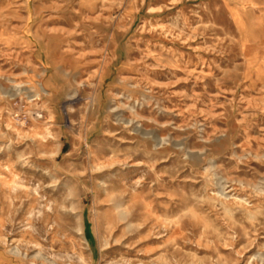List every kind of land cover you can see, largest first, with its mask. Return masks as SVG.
Listing matches in <instances>:
<instances>
[{"label": "rangeland", "instance_id": "1", "mask_svg": "<svg viewBox=\"0 0 264 264\" xmlns=\"http://www.w3.org/2000/svg\"><path fill=\"white\" fill-rule=\"evenodd\" d=\"M24 1L0 0V264H264V0Z\"/></svg>", "mask_w": 264, "mask_h": 264}, {"label": "crops", "instance_id": "2", "mask_svg": "<svg viewBox=\"0 0 264 264\" xmlns=\"http://www.w3.org/2000/svg\"><path fill=\"white\" fill-rule=\"evenodd\" d=\"M254 2H261V0H252ZM264 2V1H263ZM25 3V9H26V12L28 14L27 16V19L29 18V0H25L24 1ZM81 4L84 5L86 8L88 9H91V4H90V1L89 0H82L81 1ZM0 18H4L7 14H11V13H15L13 12L14 10L13 9H9V8H4V7H0ZM70 13V12H68ZM53 19L57 20L59 18H57V16H53ZM51 22L54 21V20H50ZM107 33V32H106ZM105 35V34H104ZM61 41V38L60 36H55V35H47V41L46 43L44 44V49H45V52H46V63H50V64H58V63H61L65 60V55L63 53H58L57 52V48L56 46L58 45V43H60ZM46 69V66L43 67L42 66V72L44 73ZM58 73H61V71L59 70L58 66H56L55 68V72H54V75H57ZM41 85V88H42V93L44 95H49V90L46 88V86Z\"/></svg>", "mask_w": 264, "mask_h": 264}, {"label": "bare ground", "instance_id": "3", "mask_svg": "<svg viewBox=\"0 0 264 264\" xmlns=\"http://www.w3.org/2000/svg\"><path fill=\"white\" fill-rule=\"evenodd\" d=\"M78 251H79V250H78ZM76 259H77L78 262H84V260H83V258H82V256H81V252L78 253V254H76Z\"/></svg>", "mask_w": 264, "mask_h": 264}]
</instances>
